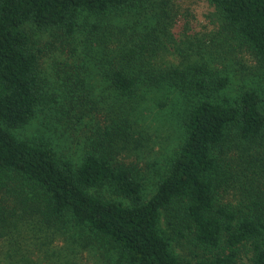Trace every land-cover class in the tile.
I'll use <instances>...</instances> for the list:
<instances>
[{
  "label": "trees",
  "instance_id": "1",
  "mask_svg": "<svg viewBox=\"0 0 264 264\" xmlns=\"http://www.w3.org/2000/svg\"><path fill=\"white\" fill-rule=\"evenodd\" d=\"M205 1L219 14V30L198 45L186 39L175 48L179 65L163 68L175 20L168 0H0V181L22 184L0 192L3 247L19 223L37 217L46 244L72 245L96 264H194L174 249L184 230L218 251L202 264H240L244 251L249 264H264V0ZM92 16L122 18L94 24L85 46L70 51ZM108 30L125 41L102 50L110 87L124 98L142 94L146 108L138 105L131 120L106 117L79 160L17 136L58 82L51 50L82 55L80 84L93 82L90 35ZM140 114L156 123L153 147L128 129ZM122 139H137V163L116 160Z\"/></svg>",
  "mask_w": 264,
  "mask_h": 264
},
{
  "label": "rangeland",
  "instance_id": "2",
  "mask_svg": "<svg viewBox=\"0 0 264 264\" xmlns=\"http://www.w3.org/2000/svg\"><path fill=\"white\" fill-rule=\"evenodd\" d=\"M168 1L172 7L171 13L175 15V20L170 28L173 38L169 44L172 48L169 52H164L159 60V65L163 68H172L174 65H179L181 58L175 48L179 46L180 48H185L189 44L186 39L189 38L192 40L191 42L198 45V43L204 42V36H211L216 33L221 23L215 8L205 0ZM121 18L92 16L84 19L82 23L83 28H85L84 31L77 41H74V45L68 49H71L70 51L77 49L80 42H84L85 46L87 43L85 41L87 32L91 30L94 24L101 23L103 26H107L115 20H121ZM52 37L55 40L57 36ZM91 40H94L93 48L86 53H88V71L91 81L94 83L86 81L82 85L80 84V79L84 75L75 66V60L80 58V56L82 57V55L72 57L66 48L63 52L52 49L49 61L52 63L56 79L58 80L56 87L49 91L45 110L39 111L38 115L28 125L17 130L15 132L17 136L27 137L37 142H50L63 157L79 160L85 149L98 136L100 137L101 132L105 128L106 117L120 120L124 116L131 120L130 113L137 109L138 105L143 104L146 108L148 99L142 94L132 98L120 97L114 91V88L110 87L107 77L110 71L108 69L105 71L101 64L102 50L106 47L107 42L115 40L118 41L117 44L121 45L125 42L123 41L124 34L117 30L96 32L90 35ZM55 42L56 46L62 49L61 41L55 40ZM210 44L206 45L211 46ZM84 46L82 49L85 48ZM198 48L194 47L196 50ZM234 50H236V42L230 41V54ZM242 57L244 59L239 56L240 62L247 66V54H242ZM107 66L109 67L110 64L108 63ZM92 83L95 84V88H92ZM96 99L100 101H96ZM130 122L135 124L134 128H128L134 131L133 135L137 139H141L142 135H146L148 137L147 144L153 147L154 141H158L157 137L159 135L155 131L156 123L151 122L150 119L145 118L142 114L137 117V121ZM126 137L127 135L125 134L121 136V138ZM137 139L129 143L122 139L117 147L116 160L126 163H137L139 161L138 150L141 148L136 142ZM167 145L168 142L163 146ZM155 147H157V150L160 148V146ZM13 183L17 188L19 186L22 187L21 182L18 183L8 178H3L0 181V192H4L5 186ZM152 186L148 188L150 195L154 189V186ZM26 190L32 191L28 188ZM0 194L3 195V193ZM12 201L13 199L9 198L8 202L12 203ZM4 202L6 204L5 200ZM38 220L37 217H34L28 222L19 223L11 238L12 244L9 242L3 247V243L0 242V264H18L23 258L30 261L27 264H96L97 261H91L87 255L79 254V248L76 250L72 245L64 244L59 240L51 243L50 238V244H46L48 242L46 237L48 234ZM10 221H13L11 217ZM182 225L180 223L177 226L181 228ZM184 232L186 234L185 237H179L174 243V249L178 255L192 260L194 264H202L206 260L212 259L213 255L218 252L215 249L199 244L193 235H189L186 230ZM3 250L15 255L14 259L5 258ZM18 251L19 253H17ZM250 259L251 254L244 251L241 255L240 264H249Z\"/></svg>",
  "mask_w": 264,
  "mask_h": 264
}]
</instances>
